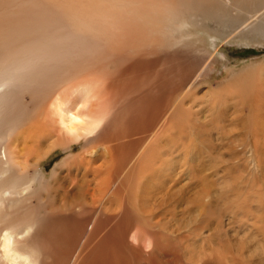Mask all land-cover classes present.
I'll return each mask as SVG.
<instances>
[{
    "label": "bare ground",
    "instance_id": "bare-ground-1",
    "mask_svg": "<svg viewBox=\"0 0 264 264\" xmlns=\"http://www.w3.org/2000/svg\"><path fill=\"white\" fill-rule=\"evenodd\" d=\"M260 1L0 0V264H159L160 216L178 203L192 234L193 217L214 211L227 188L205 175L181 184L166 143L199 128L205 104L229 100L236 114L248 106L243 125L257 138L262 64L247 66L242 77L230 70L225 85L195 103L196 114L188 98L219 56L208 42L239 41L243 25L245 34L264 39L259 25L251 26ZM262 142L252 149L262 150ZM57 150L65 156L47 173L43 162ZM260 155H249L255 170L264 164ZM256 210L264 215V204ZM253 225L264 235V217ZM201 245L192 247L197 252L184 242L161 248L194 264L222 261L217 243L207 252Z\"/></svg>",
    "mask_w": 264,
    "mask_h": 264
},
{
    "label": "rangeland",
    "instance_id": "rangeland-1",
    "mask_svg": "<svg viewBox=\"0 0 264 264\" xmlns=\"http://www.w3.org/2000/svg\"><path fill=\"white\" fill-rule=\"evenodd\" d=\"M238 9H240V5L238 6ZM252 13H253V19L251 21H253V22H252L251 26L254 27V25L258 24L259 29L263 30V32H264V0L260 1L254 7V9L252 10ZM245 29H246L245 25L241 26L240 32L241 33H243L244 31L246 32ZM245 32H244V36L241 37L239 39V41H233V42L215 41V42H213V44H211L212 41L208 42L209 43L208 44L209 49L214 50L215 48L218 47L216 54H218L219 56H215L216 58L213 60L212 65H211L212 67L210 66L211 70L209 69V72H208L209 74L206 75V77L207 76L208 77L206 78L204 76L205 79L203 78V82L201 83L202 85L201 84L195 85L194 88L189 90V95L191 94L192 98L189 97L188 100L191 101V103H194V104H192V106H193V110H191L192 114H196V106L197 105L195 103L203 102L202 96L204 95V92H206L207 89H208L207 92L209 90H211L213 92H215V91L217 92L218 85L220 86L223 83L225 85L228 82L227 80L229 77L230 70L236 71L237 74H239L238 77H240V76L242 77V75L245 72H247L246 71L247 66L254 65V64H260V65L262 64L264 67V39L253 37V35H247V34H245ZM246 38H247V40H246ZM257 39H259V40L256 41ZM192 62H193V60H192ZM247 74H248V72H247ZM251 77H252V73H251ZM256 79L259 81V84H262L263 85L262 87H264V70L262 71V73H258L256 75ZM200 88H202V89H200ZM194 97H196V98H194ZM197 97H199V98H197ZM261 99H262V103H261L262 105L261 104L259 105L260 108H258L259 110L257 109L258 112L255 114V118L258 120V123L260 122L259 124L261 126V129H259V131L257 130L255 132L256 135L258 134L257 136L255 135V137H257V138H252L253 136H251L250 134H247V132L245 131V126L243 125L244 120H242V117L246 116L248 114V112H249L248 106L247 105L241 106L239 109H237L238 112L236 114L235 113L236 111H234L235 110L234 105L237 102H235L234 100H229V102H227V103H224L225 101H220L221 105H220V102L212 104V105L205 104V107L207 106L206 107V113H208V114L206 116V113L204 112L205 109H204L203 117H202V119L199 120V122H200L198 124L199 128L196 126H193L191 124L192 130L190 129L191 130L189 133L190 137L189 136L185 137V138L181 139V141L180 140H174L176 143L175 142L172 143L173 141L166 143L168 146L167 147L168 150L169 149L170 150H169V152H167L165 154H169V156H168L169 161L170 160L173 161L171 165L173 167V170L175 171V175L177 177L179 176L178 178L177 177L176 178L179 182H181V184L182 183L183 184L190 183L189 180L191 179V181H192V176H196L195 178L198 180L199 178H197V177L202 178V176L205 175L208 178V181L213 182L215 184L216 188H218V189L222 187L224 189L227 188L228 191H232V190L237 189V187H240L239 189L241 191H239V192L236 191V193L232 191L231 193H234V194L230 195V198L228 195V197L225 198V200H222V199H224L223 197H225L227 194V193H225V192H227V190H226L223 193L224 195H222L223 197H221V199H220L221 202H219L217 204L214 211L210 210L209 212L205 213L207 216H205L203 214L204 217L203 218L200 217L201 219H199V216H197V215L195 217H193L195 221L193 220L194 223H191V225L193 226L192 234H189V225H187L186 219H184V217H181V213H180V215L178 213V211L181 210L183 208V206H185L184 204L182 205V204L178 203L175 208L173 206H170L169 211H171V214H170V212H167L165 215H162L163 213H161L160 225L162 226V229H161V231L160 230L158 231L159 232L158 235L160 237L158 244L160 245L161 254L158 253L156 255V263L159 262V264H163V263L164 264H174V263H177V264H194L189 260L187 261V259H189V258L186 257L185 253L182 254L178 249H177L178 254L180 253L179 255L174 254L173 250L170 252V255L164 254L165 252L162 248L165 247L166 245L170 244V248H174V247L179 246V244L181 242H184V243L188 244L190 248H192L193 246L194 247L197 246L198 243L200 245L202 243L201 247H203L206 243L205 247H207V249L204 252H207L210 248H212L213 243H217V247H219L220 250L217 249L218 251L215 252V254L217 255L216 256L217 259H220V261L222 260L218 264H264V235L262 234L263 231L261 232L260 230L255 228L253 225V221L255 220L256 216L259 217V220H260V218L264 217L263 213H261L262 211L259 212L258 210H256L257 204H264L263 203L264 199L261 202H258L257 200H255L257 198V196L260 195L257 193H261V194L263 193L262 195L264 196V166H263L264 160H261V159H264V147L262 148V150L259 149L258 151H256V150L254 151V148L252 149L253 142L254 143L255 142L261 143V141H263L262 143H264V122H263L264 121V117H263L264 116V96H262ZM205 100H206V97H204V101ZM209 107H210V110H209ZM213 108H214V110H213ZM218 109H220L221 111H219ZM226 110H227V113H226ZM239 110H240V112H239ZM233 111H234V114H233ZM210 112H212V113H210ZM213 113L214 114L216 113V114L213 115ZM220 113H223V114H220ZM230 113H231V115H230ZM257 114H258V116H257ZM260 114H262V115H260ZM204 115L206 116L205 118H204ZM210 115H212L213 117ZM238 115H239V117H238ZM234 116H236V117H234ZM240 116H241V119H240ZM261 116H262L263 120H262ZM221 117H223V118H221ZM205 119H207V121ZM209 120L211 121L210 124H209ZM219 120H221V121H219ZM213 121L214 122L216 121V123H214ZM218 121H219V123L221 122L220 124L218 123L219 126L217 124ZM216 126H218V127L215 128ZM202 127L204 128V130ZM205 127H208V129L210 130V132H208V133H211V134H208L205 132ZM209 127H212V129ZM218 129H219V131H218ZM222 129L224 131L226 130V132L224 133ZM221 130H222V132H221ZM213 132L215 133V135ZM218 132H220V135H221V136H219V138H218V135H219ZM212 135H214V136H212ZM250 138H251V140H249ZM203 140H205V141H203ZM240 140H241V143H240ZM198 142H201V143L199 144ZM163 143L165 144V142H163ZM251 143H252V146H251ZM171 144H172V146H171ZM249 144L251 147L249 146ZM240 145H241V147H240ZM194 147L195 148L197 147V148L195 149ZM247 149H250L251 152L249 150L247 151ZM261 151H263V153ZM244 152H245V154H244ZM165 154L162 155L161 157L164 158ZM244 155L246 156V158ZM249 155H252V157H253V155H255L254 156L255 158L253 157L255 160L257 158V155H260V156H258V157H260L259 164H263V165H260V168L255 170V168L252 167L250 162H248V161H250ZM64 156H65V154L59 150L52 153V155H50L43 162V165L45 168L44 170L47 173L50 172L52 167L54 166V164L59 163L63 159ZM164 159H167V158L165 157ZM222 159H224V160H222ZM242 160L244 161L246 167L248 166L247 167L248 169L243 166ZM233 161L237 164L233 163ZM188 166L189 167L193 166V168L190 167V169H189ZM224 166H228L229 168L226 169ZM208 167L210 168L209 171H208ZM240 169H242L243 173L241 172ZM191 170H193V171H191ZM210 170H212V171L210 172ZM217 170H218V172H217ZM194 171H195V173H194ZM247 171H249V173L250 172L251 173L249 174ZM257 171H259V172H257ZM196 172H198V173H196ZM207 172H208V174H207ZM248 174L252 175L253 177L250 176L249 178H247L249 176ZM190 175H192L191 178H190ZM200 175H202V176H200ZM214 175H216V176H214ZM218 175H221L223 178L221 176H218ZM217 176L219 179L217 178ZM209 177H211V178H209ZM209 179H211V180H209ZM234 180H236V181H234ZM193 181H195V180H193ZM193 181H192V183H193ZM223 183H225V184H223ZM247 183H248V185H247ZM245 186H246V188H244ZM252 189H253V191H250ZM242 190H244V191H242ZM236 197H238V199ZM243 200H244V202H243ZM239 202L244 204L243 205L244 209L241 210L239 208V205H240V204H238ZM226 203L228 204V206L226 205ZM179 205H181V206H179ZM228 207L231 209H228ZM245 207L250 208L251 212L246 210ZM177 208H179V209H177ZM236 210H238V211H236ZM172 211H176V212H172ZM246 211L249 212V214H246ZM217 212H219V213H217ZM238 212L240 214H238ZM259 213H261V214H259ZM174 215H177V217ZM246 216H247L248 220L246 218H244ZM169 217H171V218H169ZM214 217L215 218L218 217V218L214 219ZM253 217H254V219H253ZM240 218H243V220L240 221L239 220ZM164 220H165V222H164ZM206 220H207V222H205ZM176 222H178V223H176ZM226 224H228V225H226ZM241 224H242V226H241ZM181 225H182V227H181ZM214 225H216L217 227ZM174 228H175V230H174ZM217 229H218V231H217ZM207 230L209 231V234L207 233L208 232ZM181 231L183 233H181ZM204 231H205V233H204ZM175 233L177 235H174ZM203 234H205V235H203ZM202 235H203V237H200ZM211 235H213V236H211ZM180 238L183 240H180ZM184 239L186 241H184ZM218 241H219V244H218ZM192 242H194L195 245H192ZM160 243H162V244H160ZM161 245H163V246H161ZM184 248H187V247H184ZM191 250H194V252H197L193 248ZM145 251H147L146 254H148L151 251V247L149 248V250H147V248H146V250H144V252ZM155 252L156 251H154L153 254ZM164 255H165V257H164ZM159 256L161 259L159 258ZM178 256H179V261H178ZM157 257H158V259H157ZM162 257L164 260H162ZM191 258L197 259L196 255L191 256ZM206 264H208V263L206 262Z\"/></svg>",
    "mask_w": 264,
    "mask_h": 264
}]
</instances>
